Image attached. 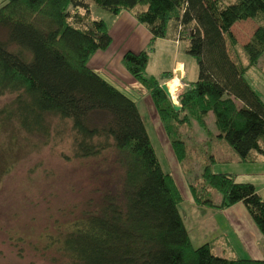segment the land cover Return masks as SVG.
Segmentation results:
<instances>
[{
  "label": "trees",
  "instance_id": "obj_1",
  "mask_svg": "<svg viewBox=\"0 0 264 264\" xmlns=\"http://www.w3.org/2000/svg\"><path fill=\"white\" fill-rule=\"evenodd\" d=\"M91 1L114 15L129 11L150 31L147 49L127 50L121 62L147 89L179 161L186 157L185 141L167 121L195 119L204 127L209 112L217 136L240 161L264 156V94L246 80L264 54V0H4L0 97L13 98L0 109L2 119H15L26 133L48 138L54 117L59 127L68 126L70 156L65 157L87 160L101 179L65 227L57 224L44 245L50 261L264 264L259 258L219 256L209 243L193 245L179 208L184 197L159 163L136 101L88 66L91 55L112 41L106 22L90 17ZM246 18L259 23L239 46L243 60L233 49L238 44L231 27ZM170 24L179 39L188 41L185 52L197 63V78L176 96L179 110L160 86L169 73L145 76L148 50L157 37L166 36ZM209 183L222 195L220 203L197 196L192 185L195 200L219 209L241 202L264 235V201L254 183L238 182L225 172ZM17 255L22 256L21 249Z\"/></svg>",
  "mask_w": 264,
  "mask_h": 264
},
{
  "label": "rangeland",
  "instance_id": "obj_2",
  "mask_svg": "<svg viewBox=\"0 0 264 264\" xmlns=\"http://www.w3.org/2000/svg\"><path fill=\"white\" fill-rule=\"evenodd\" d=\"M3 2L0 0V5ZM90 3V17H102L110 23L114 14L93 1ZM77 12L83 13L80 9ZM258 23V20L246 18L237 20L231 27L238 44L233 49L243 60L245 56L239 46L250 40ZM0 38H6V31L2 27ZM185 43L188 41L184 39L180 46L174 42L169 43L170 47L163 60L161 52L164 50L159 51L158 62L154 63L153 59L149 61L151 66L145 76L151 77L152 73L156 75L157 70L168 66L171 53H174L186 63V80H195L197 63L193 56L183 50ZM8 48L17 49L15 45H9ZM173 77L174 74L165 81L166 84ZM246 80L257 92L264 94V54L259 58L257 66L248 70ZM187 86L179 77L176 89L169 98L172 103L180 105L176 96ZM133 95L159 163L174 176L184 197L179 208L193 245L209 243L214 253L230 258H247L263 251L264 235L254 224L244 204L239 202L232 209L227 207L226 210L201 205L199 198L195 200L193 196L192 185L197 196L220 203L222 195L209 182L219 172L233 173L238 182L254 183L264 201V156L257 155L254 159L240 161L227 141L217 136L215 118L209 112L204 127L195 119L167 121L174 128V135L185 141L186 157L179 161L150 95ZM12 98L10 94L0 97V109L9 105ZM183 115L184 111L179 112L178 119ZM2 118L0 115V264H55L50 261V252L44 249V245L50 236H55L59 228L57 224L64 228L66 221L71 218L70 214H76L80 204L94 193V188L99 187L100 174L87 160L65 157L70 156L68 126L67 129L63 125L59 127L54 117L51 118L54 128L48 138L26 133L15 119ZM232 211H235L246 229L252 231L256 227L258 234L254 236V247H258V250L252 249L250 239L244 244L240 243L235 239L233 230L226 227L224 216L232 214ZM238 229L241 232V228ZM259 235L261 239H258ZM18 249H21L22 256L17 255Z\"/></svg>",
  "mask_w": 264,
  "mask_h": 264
},
{
  "label": "crops",
  "instance_id": "obj_3",
  "mask_svg": "<svg viewBox=\"0 0 264 264\" xmlns=\"http://www.w3.org/2000/svg\"><path fill=\"white\" fill-rule=\"evenodd\" d=\"M94 19L103 18L101 17ZM104 22L106 21L104 20ZM109 22L110 23L106 22V24L109 28V33H111L112 36V41L110 43L111 45L107 49L95 51L91 55L88 66L96 70L102 77L104 76L105 78H107L114 86L119 88L126 95H129L132 99H134L133 94H135L136 96H142L143 94L149 95L147 89L143 87L138 80L132 77L126 67L122 65L121 59L123 57V54L127 50L136 52L142 49H147L150 43L149 41L152 37L150 31L147 29V27H145V25L137 21L136 18L133 17V15L127 10H123L116 15H112ZM167 30L168 32L166 36L157 37V39L153 41L154 43L152 44V47H150V49L148 50L149 57L145 72L148 71V68L151 66V64L149 63L151 59L154 60V63L158 62L159 51L161 50H164L161 52L163 60V56L168 52V49L170 47L169 43L174 42L178 46L181 45L182 39H179L177 31L174 30L172 24L168 26ZM187 47L188 43H185L183 46V50L185 51ZM186 68L187 66L184 60L182 58L180 59L178 55L171 53L168 66L160 68V72L157 70L156 75L152 73L151 76H156V78H159L161 76V73L163 72L169 73L170 76L172 74L176 75L177 69H180V81L187 85L188 83H190V81L186 80L188 75L186 72ZM193 74H195V72ZM161 81L165 82L167 80L161 79ZM193 81L194 79L191 82ZM256 189L260 194L259 188ZM236 204H239V202L232 204V206L228 208L232 209ZM223 209L226 210L225 208ZM224 219L226 227L233 230L235 239H237L242 244H244V242H248L250 239L251 245L253 247L252 249L258 250V247H254L256 242L254 236L257 237L258 234L256 227L253 226L255 230L252 229V231L249 230V228L246 229L245 225L239 220V217L235 213V211H232V214L224 216ZM237 227L241 228V232ZM258 239H261L260 235ZM249 257L253 259H264V249L263 251L261 250V252H256L253 255L251 254Z\"/></svg>",
  "mask_w": 264,
  "mask_h": 264
},
{
  "label": "bare ground",
  "instance_id": "obj_4",
  "mask_svg": "<svg viewBox=\"0 0 264 264\" xmlns=\"http://www.w3.org/2000/svg\"><path fill=\"white\" fill-rule=\"evenodd\" d=\"M179 68H181V67H179ZM179 77L181 78L180 69H177V74L175 75V77L170 79V81L166 84V86H168L170 96L173 95L174 89H176V85L178 83ZM172 104L178 105L174 102ZM178 106H180V105H178Z\"/></svg>",
  "mask_w": 264,
  "mask_h": 264
},
{
  "label": "water",
  "instance_id": "obj_5",
  "mask_svg": "<svg viewBox=\"0 0 264 264\" xmlns=\"http://www.w3.org/2000/svg\"><path fill=\"white\" fill-rule=\"evenodd\" d=\"M160 86L162 87V89L165 92V94L167 95V97L171 98L170 94H169L168 86H166V82H162L160 84ZM179 107L180 106L173 104V108H175V110H179L180 109Z\"/></svg>",
  "mask_w": 264,
  "mask_h": 264
}]
</instances>
